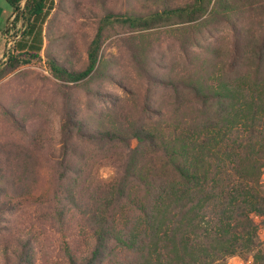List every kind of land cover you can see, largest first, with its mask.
Returning <instances> with one entry per match:
<instances>
[{"label": "trees", "instance_id": "16d2710c", "mask_svg": "<svg viewBox=\"0 0 264 264\" xmlns=\"http://www.w3.org/2000/svg\"><path fill=\"white\" fill-rule=\"evenodd\" d=\"M5 2L14 17L3 35L19 20L24 29L0 80L40 63L43 49L61 123L56 152L2 107L20 141L0 151V214L44 204L56 224L74 221L66 264H225L239 254L264 264V0H123L118 9L101 0L82 68L43 48L52 0ZM115 27L130 33L124 58L143 95L102 89L118 76V59L101 50ZM71 88L84 91L83 107ZM103 160L109 179L93 170ZM14 221L2 264H35L33 239H12Z\"/></svg>", "mask_w": 264, "mask_h": 264}, {"label": "rangeland", "instance_id": "374dc122", "mask_svg": "<svg viewBox=\"0 0 264 264\" xmlns=\"http://www.w3.org/2000/svg\"><path fill=\"white\" fill-rule=\"evenodd\" d=\"M58 8H53L42 26L43 48L49 54L66 61L68 65L82 68L86 61V45L93 37L96 30V18L101 14L103 4L101 0H52ZM123 0H105L106 8L118 9ZM11 13L10 6L5 0H0V51L2 53L0 62L4 63L9 52L14 51V42L8 47L7 38L13 40L11 35H3L5 23L3 19ZM11 16V14H10ZM11 21V20H10ZM24 29L22 21L16 22L12 33H21ZM110 36L103 44L101 50L108 58L118 59L115 70L118 74L114 83H105L102 89L106 91L107 97L128 94H144L146 83L136 76L134 68L124 58L126 55L127 42L130 33L115 27ZM20 37V34H19ZM17 37L15 40L19 39ZM40 63H30L17 68L0 80V151H6L19 140L14 122L6 118L2 107H12L14 113L27 118V125L39 128L40 135L45 136V147L60 150L59 126L61 123L60 96L55 91V80L43 65L45 54L42 51ZM123 81L124 84H120ZM72 94L80 107L85 103L84 91L80 88H71ZM132 144L134 142H131ZM2 145V147H1ZM96 175L102 179L112 176V164L103 160L96 164L94 169ZM43 172V170L41 171ZM40 172V173H41ZM262 185L264 187V169L262 173ZM49 213V214H48ZM70 215L69 217H71ZM15 220L17 234L12 239L22 235L30 237L34 243L35 264H66L62 254L65 243L73 241L76 243L79 235L74 231L76 223L72 221L64 225L55 223L52 210L41 205H21L13 212H2L0 214V242L6 237L4 225L7 220ZM74 219V218H73ZM259 241L264 249V226L259 228ZM7 244L12 241L7 239ZM4 243H6L4 241ZM12 244L11 247H13ZM1 254V251H0ZM250 254L227 256L225 264H249ZM0 264H2L0 257Z\"/></svg>", "mask_w": 264, "mask_h": 264}, {"label": "built area", "instance_id": "2783aa9c", "mask_svg": "<svg viewBox=\"0 0 264 264\" xmlns=\"http://www.w3.org/2000/svg\"><path fill=\"white\" fill-rule=\"evenodd\" d=\"M23 4H24V0H21V2H20V8L23 6ZM14 17V14H11V16H10V20L12 19ZM19 32L17 33H14V35H13V33H12V29H9L8 31H7V33H5L4 35H12L13 36V40H10L9 38H7V46L9 47L11 44H12V42H15V39L17 38V37H19Z\"/></svg>", "mask_w": 264, "mask_h": 264}, {"label": "crops", "instance_id": "0c3cea01", "mask_svg": "<svg viewBox=\"0 0 264 264\" xmlns=\"http://www.w3.org/2000/svg\"><path fill=\"white\" fill-rule=\"evenodd\" d=\"M10 14L11 13H9L8 15H6L5 17H4V19H3V23H5V21H6V19H8V18H10ZM1 55H2V53H1V51H0V57H1Z\"/></svg>", "mask_w": 264, "mask_h": 264}]
</instances>
